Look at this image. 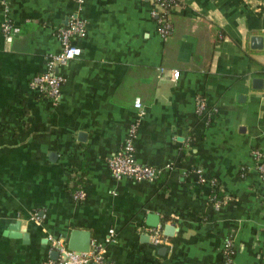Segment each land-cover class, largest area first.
<instances>
[{
    "label": "crops",
    "instance_id": "0c3cea01",
    "mask_svg": "<svg viewBox=\"0 0 264 264\" xmlns=\"http://www.w3.org/2000/svg\"><path fill=\"white\" fill-rule=\"evenodd\" d=\"M151 9L0 0V264L57 258L50 237L67 242L73 229L90 231L114 264H224L227 240L232 264H264L253 152L264 155V47L253 41L264 38V0H182L167 39ZM76 13L87 34L75 40L81 55L58 67L53 101L31 81L62 51L58 28ZM6 20L20 29L12 42ZM137 98L135 161L160 169L153 181L115 178L108 166L138 119ZM200 98L211 115L197 112ZM199 168L218 186L200 183ZM78 188L85 199H74ZM151 215L167 242H152Z\"/></svg>",
    "mask_w": 264,
    "mask_h": 264
},
{
    "label": "built area",
    "instance_id": "2783aa9c",
    "mask_svg": "<svg viewBox=\"0 0 264 264\" xmlns=\"http://www.w3.org/2000/svg\"><path fill=\"white\" fill-rule=\"evenodd\" d=\"M86 0H75L79 7H82ZM182 6V0H152L151 14L156 19L158 31L162 38L167 39L173 31V12ZM3 32L8 42H12L20 29L10 21L3 22ZM59 38L62 43V51L58 54L51 55L45 72L37 74L31 81L32 88L42 94L57 100L61 95L63 83L62 76L57 72L60 65H65L71 60L81 55L82 49L76 44L75 40L82 39L87 34V21L80 14H73L65 26L58 28ZM165 71V68H162ZM174 78H178L180 71H172ZM134 106L139 111L138 119L131 125L130 136L126 143L112 156L108 158V166L115 178L127 177L134 181H153L159 178L160 169L151 165H142L135 161V138L138 133L140 118L144 114V105L140 98L135 100ZM209 110V112H208ZM197 112L199 114H212L210 108L200 98L197 102ZM254 156L256 159V168L264 180V155L259 149H255ZM200 174V183L208 182L212 187H217V181L214 178H205L202 169L197 170ZM75 200H83L86 192L82 188L74 191ZM210 201L218 207L223 203V199L218 194L212 193ZM39 219L38 213L33 216ZM161 226L150 229V237L153 243L161 244L167 242L162 236ZM111 231V237L113 236ZM110 239H108L109 241ZM51 249L58 252L57 258H48L42 264H114L106 255L104 248L100 244H91L88 251H73L68 249L67 242L63 238L50 237ZM233 244L227 240L224 245V264L233 263Z\"/></svg>",
    "mask_w": 264,
    "mask_h": 264
},
{
    "label": "water",
    "instance_id": "95a60500",
    "mask_svg": "<svg viewBox=\"0 0 264 264\" xmlns=\"http://www.w3.org/2000/svg\"><path fill=\"white\" fill-rule=\"evenodd\" d=\"M263 40L264 38L261 36L253 37V41L259 42V45H257L256 47L260 49H263L264 47ZM151 217H154V221L150 224L153 226H157L160 222V217L158 215H151ZM19 225L20 222L16 223V225H14L13 227L15 229H18ZM167 229L171 230V228L168 226ZM92 240L93 237L90 231L84 229H73L68 236L67 246L68 249L73 251H88L91 248ZM55 253L58 255V252L55 251Z\"/></svg>",
    "mask_w": 264,
    "mask_h": 264
},
{
    "label": "trees",
    "instance_id": "16d2710c",
    "mask_svg": "<svg viewBox=\"0 0 264 264\" xmlns=\"http://www.w3.org/2000/svg\"><path fill=\"white\" fill-rule=\"evenodd\" d=\"M219 196V195H218ZM220 198V197H219ZM233 250H234V253H233V257H234V254H235V249H234V246H233Z\"/></svg>",
    "mask_w": 264,
    "mask_h": 264
}]
</instances>
